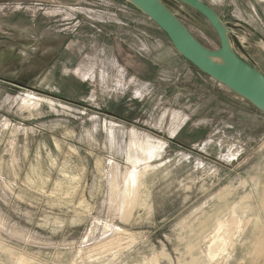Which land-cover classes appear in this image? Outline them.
Segmentation results:
<instances>
[{"label": "rangeland", "instance_id": "1", "mask_svg": "<svg viewBox=\"0 0 264 264\" xmlns=\"http://www.w3.org/2000/svg\"><path fill=\"white\" fill-rule=\"evenodd\" d=\"M163 1L220 47L203 14ZM202 1L264 73V0ZM21 257L264 264V113L126 0H0V264Z\"/></svg>", "mask_w": 264, "mask_h": 264}, {"label": "water", "instance_id": "2", "mask_svg": "<svg viewBox=\"0 0 264 264\" xmlns=\"http://www.w3.org/2000/svg\"><path fill=\"white\" fill-rule=\"evenodd\" d=\"M150 17L169 37L175 49L200 71L225 85L264 113V73L235 50L232 27L202 0H178L203 14L216 30L220 47L203 45L163 0H126ZM238 29L243 26L235 25Z\"/></svg>", "mask_w": 264, "mask_h": 264}, {"label": "bare ground", "instance_id": "3", "mask_svg": "<svg viewBox=\"0 0 264 264\" xmlns=\"http://www.w3.org/2000/svg\"><path fill=\"white\" fill-rule=\"evenodd\" d=\"M27 105H28V103H27ZM138 136V135H137ZM134 143V142H133ZM137 143H139V142H137ZM135 144V143H134ZM139 145H143V144H140L139 143ZM133 150V149H132ZM141 150V149H140ZM146 174V173H145ZM136 178L137 177H134V175L128 180V183H126V190H125V192H124V201H125V206L127 207V209H124L125 211L124 212H126V213H129V212H131V208H132V206L135 204V199H134V193H135V189L137 188V180H136ZM127 180V179H126ZM250 195V194H249ZM251 197V196H250ZM248 201V200H247ZM250 209V208H249ZM210 217V216H209ZM238 219V218H237ZM236 220V219H235ZM234 219H231V220H229V221H217V222H219L218 224H217V231H216V233H215V235L213 236V238H214V241L217 243H221L222 245H226L227 244V242L229 241L228 240V238H231L233 235H235V234H231V232H233V229H235V228H240V226H241V222L238 224H236V222H238V221H235ZM243 220V219H242ZM246 226H247V224H246ZM222 229H224V231H223V234L221 233V230ZM242 229V228H241ZM241 229H240V231H241ZM234 233V232H233ZM233 238V237H232ZM232 240V239H231ZM234 240V239H233ZM106 244H107V242H105ZM105 243H104V245H105ZM109 243V242H108ZM110 244V243H109ZM228 244H229V242H228ZM102 245H103V243H102ZM233 245V244H232ZM237 245V244H236ZM255 245V244H254ZM107 245H105V247H106ZM210 247V246H209ZM102 248H104V247H102ZM213 249V248H212ZM211 249V250H212ZM224 249H225V247H224ZM223 249V250H224ZM227 249V248H226ZM96 250V249H95ZM223 250L221 251V252H223ZM91 251H92V249H91ZM214 253H216L214 250H212ZM95 252V251H94ZM97 252V251H96ZM210 252V251H209ZM208 252V253H209ZM250 252V251H249ZM212 253V252H211ZM220 253V252H219ZM210 255V254H209ZM216 255V254H215ZM248 255V254H247ZM217 257V256H216ZM251 257V256H250ZM251 260V259H250ZM29 262H31V261H29ZM19 264H28V261L24 258V257H21L20 258V261H19ZM30 264V263H29ZM214 264V263H213ZM216 264V263H215Z\"/></svg>", "mask_w": 264, "mask_h": 264}, {"label": "flooded vegetation", "instance_id": "4", "mask_svg": "<svg viewBox=\"0 0 264 264\" xmlns=\"http://www.w3.org/2000/svg\"><path fill=\"white\" fill-rule=\"evenodd\" d=\"M237 51V50H236Z\"/></svg>", "mask_w": 264, "mask_h": 264}]
</instances>
